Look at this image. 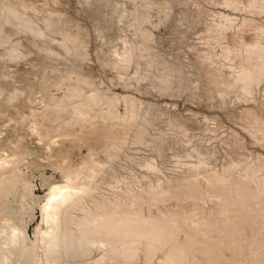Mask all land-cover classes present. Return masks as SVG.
Instances as JSON below:
<instances>
[{
    "label": "rangeland",
    "instance_id": "obj_1",
    "mask_svg": "<svg viewBox=\"0 0 264 264\" xmlns=\"http://www.w3.org/2000/svg\"><path fill=\"white\" fill-rule=\"evenodd\" d=\"M48 102L58 125L44 135L31 124ZM69 124L91 140L60 138ZM113 128L118 141H105ZM1 159L9 213L25 221L22 264H54L41 207L79 168L96 170L89 213L168 218L174 237L215 245L186 264H264V0H0ZM80 250L59 264L170 254L166 243L131 261L114 244Z\"/></svg>",
    "mask_w": 264,
    "mask_h": 264
},
{
    "label": "bare ground",
    "instance_id": "obj_2",
    "mask_svg": "<svg viewBox=\"0 0 264 264\" xmlns=\"http://www.w3.org/2000/svg\"><path fill=\"white\" fill-rule=\"evenodd\" d=\"M18 91L21 92L20 90ZM18 91L17 97L19 96ZM10 92H7L9 96L10 94L13 95V91ZM16 96L15 99L17 98ZM12 98L14 97L12 96ZM47 104L45 112L40 113L31 124L34 132L39 134L46 132V130L54 125V122L57 124L56 120L58 115L56 114V109L54 110L53 107L55 104L54 102H48ZM79 112L82 113L81 110ZM87 131L84 127L77 129L75 125L72 126L69 124L58 130L60 132L58 136L60 138L73 139L74 143L77 144H87L91 140L88 137ZM118 132V130L113 128V130L110 129L100 132V135L105 141L110 142L119 138L117 136L118 134L116 135ZM93 139L95 140V138ZM8 164L9 161L6 159L0 160V264H13L14 262L16 264H22L17 257L23 254L21 252V248H23L21 244L25 243V221L19 228L14 224L13 217L9 213L7 194L11 189L7 191V182L5 181L8 167H10ZM91 170L89 171L91 172ZM95 171L94 169L93 172ZM93 172L84 174L80 168L69 169L66 182L54 186L42 205L41 215L45 226L44 229L42 228L43 230H40L41 228L38 230L40 234L38 240L43 248V259L45 262L59 264L61 258H70L78 255L81 252L80 247L85 244L86 246L90 244L94 246L98 245L102 248L114 244L119 247V254L128 258L130 261L134 260L146 250H156L161 243H166L170 246V254L165 258V262H163L167 264H186L190 256L193 253L195 254V246L197 244L204 247V250L200 253V258L204 257L205 254L215 256V245L209 244L205 246L204 242L208 240L193 235L189 230L183 233V237L180 235L174 237L175 232L173 230L176 229L177 224L171 219H155L150 216L145 217L138 214H124L117 210L106 212L105 209L99 214L93 215L92 212L89 213L90 207L86 199L92 193L89 183L94 179ZM12 181L14 182L11 183L13 187L10 186L14 188L17 185L15 176H12ZM103 207L104 205L100 208ZM74 209H80L82 213L80 215L78 214V216H73L72 212ZM190 229L195 232L200 231L194 222ZM197 264H203L202 259Z\"/></svg>",
    "mask_w": 264,
    "mask_h": 264
}]
</instances>
